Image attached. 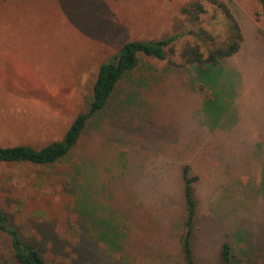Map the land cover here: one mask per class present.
Wrapping results in <instances>:
<instances>
[{
  "label": "rangeland",
  "instance_id": "rangeland-1",
  "mask_svg": "<svg viewBox=\"0 0 264 264\" xmlns=\"http://www.w3.org/2000/svg\"><path fill=\"white\" fill-rule=\"evenodd\" d=\"M215 1L231 10L243 42L202 74L181 53L198 45L207 56L212 43L201 31L227 42L229 21L213 0H0L2 147L63 141L89 111L102 66L129 42L176 37L170 60L140 55L66 159L0 164V209L21 233L41 241L43 222L79 238L95 264H186L190 166L199 178L195 263L222 264L225 242L235 264L264 263V4ZM192 3L206 10L195 22L182 13ZM42 241L48 264L90 261ZM10 245L0 233V264H21Z\"/></svg>",
  "mask_w": 264,
  "mask_h": 264
},
{
  "label": "trees",
  "instance_id": "trees-1",
  "mask_svg": "<svg viewBox=\"0 0 264 264\" xmlns=\"http://www.w3.org/2000/svg\"><path fill=\"white\" fill-rule=\"evenodd\" d=\"M213 2L223 11L229 21L230 32L227 42L217 46L212 35H209L206 31H201V34L206 36L212 43V46L207 51V56H205V53L198 45H187L181 53L184 65L196 66L197 70L202 74L213 73V70L217 68L222 61L239 52L243 42L242 30L231 10L224 3H218L215 0H213ZM261 2L264 4V0H261ZM182 13L190 17L191 22H195L199 19L200 14L206 13V10L201 4L192 3L182 9ZM175 41L176 37L152 43L137 41L127 43L122 48L121 54L113 64L101 67L99 77L93 88L92 103L89 111L78 115L66 133L63 141L51 143L40 150L24 145L14 147L0 146V164L29 163L38 166H49L66 159L79 144L91 118L107 107L119 82L125 75L135 70L140 65V55L143 54L160 61L170 60V56L175 53L173 47H171ZM182 179L186 201V221L185 233L181 238V245L186 264H196L191 239L197 214L194 185L198 182L199 178L191 175L190 166H185L182 170ZM39 224L38 234L41 241L43 239L42 242L45 243L46 246L52 247L55 251H64V248L69 246L72 251L78 252V258L75 263L81 260H85V262L90 260L85 264H95L91 259H86V256H92L93 258L94 255L92 253L84 251L79 252L82 251L78 250L77 246V244L81 242L79 238L63 239L58 233L52 230L47 231L44 228L45 224L43 222H39ZM53 229L55 231L54 227ZM0 233L11 240L12 245H10V247L15 251L16 258L21 264H48L42 249L38 246L39 243L37 241H41L26 237L21 233L12 223L10 216L2 209H0ZM95 241L97 240L92 239L91 242H89L90 245L95 243ZM220 257L222 264H235V262H237L233 254L232 246L228 242L222 245ZM80 264H82V262H80Z\"/></svg>",
  "mask_w": 264,
  "mask_h": 264
},
{
  "label": "crops",
  "instance_id": "crops-1",
  "mask_svg": "<svg viewBox=\"0 0 264 264\" xmlns=\"http://www.w3.org/2000/svg\"><path fill=\"white\" fill-rule=\"evenodd\" d=\"M193 254H194V252H193ZM195 259V258H194ZM135 263H137V261L136 262H134V263H131V262H129V264H135ZM143 263V262H142Z\"/></svg>",
  "mask_w": 264,
  "mask_h": 264
}]
</instances>
